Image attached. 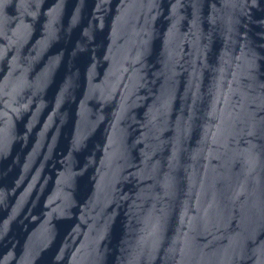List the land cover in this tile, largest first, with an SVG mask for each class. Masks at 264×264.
Wrapping results in <instances>:
<instances>
[{"label": "water", "instance_id": "1", "mask_svg": "<svg viewBox=\"0 0 264 264\" xmlns=\"http://www.w3.org/2000/svg\"><path fill=\"white\" fill-rule=\"evenodd\" d=\"M0 264H264V0H0Z\"/></svg>", "mask_w": 264, "mask_h": 264}]
</instances>
